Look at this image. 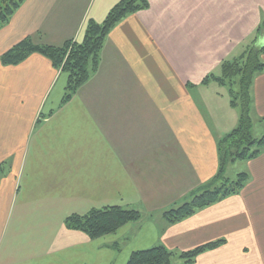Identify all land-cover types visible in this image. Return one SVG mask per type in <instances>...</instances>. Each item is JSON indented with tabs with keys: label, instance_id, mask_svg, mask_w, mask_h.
<instances>
[{
	"label": "crops",
	"instance_id": "1",
	"mask_svg": "<svg viewBox=\"0 0 264 264\" xmlns=\"http://www.w3.org/2000/svg\"><path fill=\"white\" fill-rule=\"evenodd\" d=\"M118 1L25 0L0 28V56L26 37L79 43ZM263 12L264 0H148L110 30L97 69L63 104L67 74L48 58L0 61V264H125L155 244L180 252L217 239L193 264H264V150L239 160L238 193L175 223L161 216L216 174L217 140L238 112L224 86L200 82L250 44ZM251 94L264 133V71ZM110 205L143 216L94 239L64 225Z\"/></svg>",
	"mask_w": 264,
	"mask_h": 264
},
{
	"label": "trees",
	"instance_id": "2",
	"mask_svg": "<svg viewBox=\"0 0 264 264\" xmlns=\"http://www.w3.org/2000/svg\"><path fill=\"white\" fill-rule=\"evenodd\" d=\"M24 1L0 0V28L10 20ZM147 7L148 0H119L101 22L90 20L87 23L81 42L69 40L62 45L53 46L36 44L30 37H26L2 53L0 61L3 64H17L33 52L48 58L54 68L67 74L61 99L63 104L70 100L97 69L100 52L110 30L127 15ZM262 31L264 12L260 15L250 44L245 46L239 55L223 60L218 74H208L200 82L205 85L214 81L224 86L230 106L238 112V119L236 125L217 140L219 162L216 174L194 190L189 200L163 210L161 216L167 223L178 222L200 208L238 193L246 183L248 173L240 171L234 178H229L225 176L226 166L237 160L254 158L264 150V133L260 136L254 135L255 120L252 117L251 94L255 73L264 71V43L257 44ZM2 169L0 165V174ZM142 216V211L137 207L110 205L92 208L84 214H70L65 218L64 225L68 229L82 231L94 239L113 233L124 224L140 220ZM223 242V239H217L180 252L155 244L132 251L125 264H172L174 255L181 257L185 264H193L198 254ZM112 247L117 249L119 244L114 243Z\"/></svg>",
	"mask_w": 264,
	"mask_h": 264
},
{
	"label": "rangeland",
	"instance_id": "3",
	"mask_svg": "<svg viewBox=\"0 0 264 264\" xmlns=\"http://www.w3.org/2000/svg\"><path fill=\"white\" fill-rule=\"evenodd\" d=\"M259 129H260L259 127L254 128V135L255 136H260L262 134V132L261 133L259 132ZM241 170H242V162L237 160V161H235L234 165L229 163L226 166L225 176H227L229 178H234L236 176V174L238 172H240ZM172 264H185V263L181 257H179L178 255H174L172 258Z\"/></svg>",
	"mask_w": 264,
	"mask_h": 264
}]
</instances>
